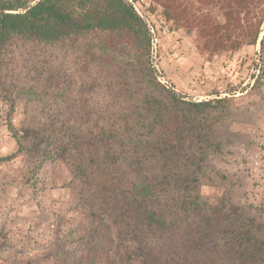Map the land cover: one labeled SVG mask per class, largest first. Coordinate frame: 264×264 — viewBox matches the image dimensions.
<instances>
[{
    "label": "trees",
    "instance_id": "obj_1",
    "mask_svg": "<svg viewBox=\"0 0 264 264\" xmlns=\"http://www.w3.org/2000/svg\"><path fill=\"white\" fill-rule=\"evenodd\" d=\"M150 9L195 31L201 54L260 41L264 64V0H151ZM152 29L127 0H0V57L16 41L69 44L99 66L81 88L103 95L99 106L80 98L77 116L66 100L46 103L53 115L18 128V143L68 167L83 264H264L262 216L203 192L226 99L197 102L161 84Z\"/></svg>",
    "mask_w": 264,
    "mask_h": 264
},
{
    "label": "rangeland",
    "instance_id": "obj_2",
    "mask_svg": "<svg viewBox=\"0 0 264 264\" xmlns=\"http://www.w3.org/2000/svg\"><path fill=\"white\" fill-rule=\"evenodd\" d=\"M153 28L151 58L161 84L202 102L225 100L214 114L220 148L210 156L213 176L206 196H229L252 206L264 220V64L260 46L231 53L201 54L195 31L175 29L150 12L151 0H128ZM0 62V264H83L77 242L85 227L76 209L68 167L44 147L29 151L15 131L47 119L65 100L77 116L80 98L103 99L95 79L97 62L69 44L10 43ZM236 90V92H234ZM64 91L65 94L60 93ZM232 93H236L232 96Z\"/></svg>",
    "mask_w": 264,
    "mask_h": 264
},
{
    "label": "water",
    "instance_id": "obj_3",
    "mask_svg": "<svg viewBox=\"0 0 264 264\" xmlns=\"http://www.w3.org/2000/svg\"><path fill=\"white\" fill-rule=\"evenodd\" d=\"M258 44H259V46H260V41H259V43H258Z\"/></svg>",
    "mask_w": 264,
    "mask_h": 264
},
{
    "label": "built area",
    "instance_id": "obj_4",
    "mask_svg": "<svg viewBox=\"0 0 264 264\" xmlns=\"http://www.w3.org/2000/svg\"><path fill=\"white\" fill-rule=\"evenodd\" d=\"M128 1V0H127ZM137 10V9H136ZM153 30V29H152Z\"/></svg>",
    "mask_w": 264,
    "mask_h": 264
}]
</instances>
